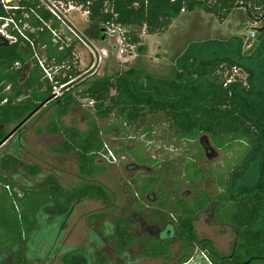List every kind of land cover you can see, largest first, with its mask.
<instances>
[{
	"label": "trees",
	"instance_id": "16d2710c",
	"mask_svg": "<svg viewBox=\"0 0 264 264\" xmlns=\"http://www.w3.org/2000/svg\"><path fill=\"white\" fill-rule=\"evenodd\" d=\"M54 1L72 2L88 12L90 26L82 37L102 40L108 28H120L122 44L136 51L143 48V34H165L182 13L200 10L224 22L235 11L243 10L248 20L260 22V27L254 29L253 40L245 35H232L189 44L176 60L171 81L116 74L93 82L76 96L71 93L76 85L68 86L81 76L74 65V45L53 35V31H60L61 20L40 0H17V8L11 11H6L0 3V25L12 15L17 22L21 21L20 27L26 24L33 30L32 33L24 29L23 37L7 29L8 35L18 43L8 49L0 48V61L5 63L3 78L10 85L8 93L0 94V103L6 100L0 106V118L9 124L22 122L51 98L53 87L67 86L62 96L51 103L58 105V116L79 106L80 97L92 103L86 114L93 120V126L84 136L74 128L65 129L63 142L54 146L52 152L72 155L80 173L87 177L100 175L107 169L102 159L105 146L116 157L131 155L134 163L147 167L148 171L135 174L129 181L133 188L132 212L144 216L148 223L174 229L177 238L138 237V226L131 215L124 214L120 219L110 216L100 231L108 238L107 244L115 249L116 257L128 259V250L137 244L141 246V255L168 261L171 244L184 241L192 249L207 252L212 264H264V0ZM13 2L10 6H14ZM246 46L250 48L246 50ZM35 54L44 59L43 65L53 74L59 67L52 82L35 61ZM25 60L30 67L26 77L21 78L22 69L14 70L12 66ZM99 122L106 125L99 126ZM56 123L51 122L49 133L59 130ZM142 138V143L134 142V149H127V140ZM125 140L127 143H123ZM148 141L170 147L172 153L148 156L144 148ZM207 143L213 149L234 152L232 162L222 166L206 162L202 145ZM15 146L20 149L21 141H16ZM238 153L239 157L235 158ZM9 162L13 167L17 164L14 157ZM29 170L34 176L39 171L36 167ZM6 184L13 188L12 195L6 193L10 211L16 209L15 203L21 210L9 214L0 198V232L11 245L23 243L24 235L26 241L33 239L30 248H35L37 242L45 244V255L29 256L40 259L41 264H45L48 256H54L52 252L50 255L51 226L57 232V250H66L59 241L73 206L85 200L111 203L103 188L95 184L65 191L50 179L47 185L52 190L30 188L25 191L23 202L14 190L15 182L10 180ZM150 192L157 201L154 213L145 215L146 196ZM208 210L216 224L232 227L236 233L229 256L219 255L211 241L196 236L194 220ZM93 219L96 221L101 216ZM91 241L96 243L95 250L100 248L97 234ZM189 255H183L178 262H185ZM19 260V264H34L22 257ZM63 261L64 264H117L102 253L94 257L93 251L85 256L70 253L64 255Z\"/></svg>",
	"mask_w": 264,
	"mask_h": 264
},
{
	"label": "rangeland",
	"instance_id": "374dc122",
	"mask_svg": "<svg viewBox=\"0 0 264 264\" xmlns=\"http://www.w3.org/2000/svg\"><path fill=\"white\" fill-rule=\"evenodd\" d=\"M46 1L40 2L48 11L57 10L63 15L65 24L62 23L57 37H61L62 42L66 41L68 45H74V65L81 73L80 77L88 74L85 79L75 84L76 86L71 91L72 95L76 96L93 82L113 77L116 74L130 73L135 76L138 75L142 80L156 82L171 81L174 76L176 60L189 44L211 39H226L232 35H245L248 39L251 30L260 27V22L248 20L243 10L235 11L224 22H220L215 16L197 10L192 13H182L184 16H180L172 28H169L161 36L143 34V48L141 51H136V49L126 48L122 44L120 34L111 28L107 29L102 40L93 41L82 37L83 32L90 26L88 16H85L83 11L80 10H74L71 14L65 13L54 0ZM13 5H17V0H14ZM20 28L22 31L30 29L26 28V25ZM30 31L33 33L32 29ZM57 40L59 41V39ZM249 48L250 46L245 47L246 50ZM43 61L44 59H42V63ZM46 70L50 71L49 68H46ZM57 70H59V67L53 70V75L57 73ZM44 75L46 76L45 73ZM78 98L80 105L72 107L66 115L61 116L59 124L61 128L72 127L81 135H85L93 126V120L86 114L87 111L91 110L92 103L80 97ZM43 111L45 112H42L44 113L42 116L39 115L38 118L31 119L32 122L24 126L26 135L24 137V149L20 154L22 163L24 165H34L42 173L49 170L56 172L66 190H72L85 183L99 185L111 201L109 207L102 202L91 200H85L74 207V213L65 229L61 242L64 247L75 250L74 253L85 256L89 251H95L93 246H96V243H93L91 238L101 230L102 223L108 217L119 214L127 199L123 187L138 172L129 173L127 171L126 165L129 162L134 163V160L131 155H126L116 157V161L111 164L103 159L106 166H108L104 173L90 178L82 177L74 160L69 158L64 162H59L58 158L48 154L46 149H43V142L39 143L38 139L43 132V125L49 118L50 113H54V108H45ZM105 125L106 123L99 122V126ZM12 127L13 124L9 126V130ZM142 140L144 139L127 140L128 143L125 140L123 143H127V149L131 150L135 148L136 144L134 142L142 143ZM144 148L148 156L158 157L160 154L167 156V154L172 153L170 147L161 146L157 141H148ZM214 151V154L209 151L211 157L208 160L205 159L206 162L212 163L213 166H222L226 162H232L234 152H224L216 149ZM237 156L239 157V153L235 155V158H238ZM33 179L34 182L40 180ZM19 180L22 182V179ZM97 215H100L101 219L95 221L93 218ZM210 218V213L206 211L196 218L194 221L196 236L199 240L211 241L219 255L229 256L236 242V233L232 227L216 225ZM102 244V242H98L97 246ZM179 249L180 251H178ZM103 250L109 257L114 253L112 247L105 246L102 250L100 249V252H104ZM172 250V259L166 263L161 259L139 258L133 264H174L182 254H193L197 251V249H192L187 244H179L174 246ZM133 255L136 256L135 251H133ZM63 260L64 256L60 254L58 259L50 262V264H64Z\"/></svg>",
	"mask_w": 264,
	"mask_h": 264
},
{
	"label": "flooded vegetation",
	"instance_id": "af4514ba",
	"mask_svg": "<svg viewBox=\"0 0 264 264\" xmlns=\"http://www.w3.org/2000/svg\"><path fill=\"white\" fill-rule=\"evenodd\" d=\"M18 43V41L16 39H6L4 37L1 36L0 34V48L4 47V48H9L13 45H16ZM24 45H21V48H23ZM29 59V58H28ZM26 59V60H28ZM35 61L38 63V65L41 67L43 73H45L44 71L46 70L43 63H42V59L40 56H38L37 54H35L34 57ZM20 61V62H16L13 64L12 68L14 70H20L22 69L23 73L21 75V78H25L26 77V72L27 69L30 67L28 61ZM4 66L5 63L4 61H0V94H6L8 93V91L10 90V85L8 84V82L5 81V79L3 78L4 76ZM48 79V78H47ZM48 81H50L48 79ZM52 82V81H50ZM46 84V83H45ZM45 90L47 91V87L45 85ZM65 91V89H61L59 97L58 98H54V87L52 88V92L51 94H49V96L51 98H49L50 101H56L58 100L63 92ZM29 93V92H28ZM25 97H22V100H24ZM48 100V102H49ZM6 104V100L2 101L0 103V106L3 107ZM43 108V106H42ZM41 108V109H42ZM40 109V110H41ZM39 110V111H40ZM38 111V112H39ZM21 123V121H17V122H13L11 124L6 123L3 121V119L0 118V198L3 200L2 203L4 205V208L6 209V211L9 214H14V212L16 213H20L21 208L18 207V204L15 203L17 205L16 209L12 211H10V206L8 205V198H7V194L12 195V191L13 188L11 189V187L6 184L7 181L12 180L13 182H15V188L14 190L17 191L18 193V199H20L22 202L26 201V195H25V191L28 190L27 187V182H32V180H30L29 176H31L30 174H28L25 171L24 168V164L21 161L20 158V154L24 149V133H25V128L24 126L27 124V122L25 124H23L22 126H20L15 132L14 134L7 140L4 141L7 136L12 133ZM13 124V127L11 130H9V126ZM4 141V142H3ZM16 141H21V148L20 149H16L15 143ZM203 151H204V156L205 159H210L211 155H209V151H212L209 145V143L203 144L202 145ZM213 153L215 152L214 150L212 151ZM212 153V154H213ZM10 157H14L17 160V164L13 167L10 166ZM103 159V158H102ZM105 160V159H104ZM119 160V159H118ZM107 161V160H106ZM108 162V161H107ZM112 162H109V164H111ZM108 168V166H107ZM126 169L129 173L131 172H143V171H148L147 167L144 165H137L136 163H131L129 162V164L126 165ZM39 170V169H38ZM38 176H32L31 179L33 178H37ZM132 178V177H131ZM22 179V182L19 180ZM130 180H128V183H126V185H124L123 187V191L125 190L126 192H124L126 194V202L125 204L121 207L120 212L117 216H113L114 219H120L123 217L124 214H129L132 216V218L135 219V222L138 226V230L136 231V236H141L144 235L145 237H149L152 239H157V240H163V237H169L170 239H176L177 238V233L171 229H168L167 225H155V224H151L148 223L146 218L138 213L132 212V206H133V200L130 197L131 196V192H132V185L131 183H129ZM37 187V186H36ZM23 188V189H21ZM24 190V191H23ZM152 197V199L150 198ZM146 200L148 201L145 204V215L148 214H153L154 213V204L156 203V196L154 195L153 192H150L147 194L146 196ZM20 202V201H19ZM5 204H7V206H5ZM105 205V204H104ZM109 205H105V206H110ZM20 208V209H19ZM72 214L70 216V218L72 217L73 213H74V206L71 210ZM210 213V219L213 221V214L212 212H210L209 210L206 211ZM69 218V221H70ZM55 220V217L52 218V220H50V222L53 223V221ZM105 220V219H104ZM69 221L68 223L63 226L62 230L65 232L66 227L69 225ZM108 221V218L105 220ZM195 221V220H194ZM55 222V221H54ZM214 222V221H213ZM215 223V222H214ZM216 224V223H215ZM219 225V224H216ZM224 227L223 225H219ZM51 231H53L52 233V238H51V249H50V255L51 252L54 253V256H48L46 258L45 264H50V262L52 261H56L58 259V256L60 254L67 255L70 253H74L75 250H73L72 248H68V247H64L62 244V239L59 241L60 245H62L63 248H65L66 250L63 251H58L57 250V232L54 230V226H51ZM174 232V233H173ZM99 238H100V242H102L103 244L100 246V248H98L97 250L94 251V257H97L98 254L102 253L103 255H105L109 260H115V262L117 264H127L126 261H128V259L131 261L129 264H133L137 259L139 258H149L148 256H144L140 254V250H141V246L140 245H134L131 249L128 250L129 253V257L122 259L121 257H116L113 253V255L111 257H109V255L104 251V252H100V249L102 250L105 246L111 247L107 244V237H104V232H97L96 233ZM173 234V235H172ZM5 234H1L0 232V264H19L18 261H20L19 259L22 257V260L27 259V261H31L34 264H41V260L40 259H30L29 256L32 255H36V253L39 254H43L45 255L46 250H45V244H40L37 242L35 248H30L29 243L32 242L33 243V239L29 238V241H26V238L23 236L22 240L23 243H17L16 245H11L9 241L5 240ZM202 240H206V239H202ZM212 243V242H211ZM179 244H187L188 243L184 242V241H175L173 244H171V248H170V253L171 250L174 246H177ZM213 245V243H212ZM190 246V245H189ZM94 249H96V246H93ZM214 247V246H213ZM113 248V247H112ZM233 249V248H232ZM113 250L115 251V249L113 248ZM215 250V247H214ZM133 251H135L136 256L133 255ZM173 251V250H172ZM180 251V249L178 250ZM216 251V250H215ZM232 252V250H231ZM230 252V254H231ZM98 253V254H97ZM179 253V252H178ZM217 253V252H216ZM194 254V253H193ZM192 254V255H193ZM172 255V254H171ZM172 258V257H171ZM170 258V259H171ZM163 262H167L166 260H162ZM169 261V260H168Z\"/></svg>",
	"mask_w": 264,
	"mask_h": 264
},
{
	"label": "crops",
	"instance_id": "0c3cea01",
	"mask_svg": "<svg viewBox=\"0 0 264 264\" xmlns=\"http://www.w3.org/2000/svg\"><path fill=\"white\" fill-rule=\"evenodd\" d=\"M234 14V13H233ZM232 14V15H233ZM181 16H184L183 14L181 15ZM178 21V19L177 20H175L174 22H173V24H175L176 22ZM173 24L171 25V27L170 28H172V26H173ZM52 102H54V101H49V102H47L44 106H43V108L39 111V112H37L33 117H31L29 120H33L34 118H36L37 116H42V114H44V113H42V112H45V111H43V110H45V108H54V113H50V115H49V118L47 119V121L44 123V125H43V128H42V130H43V132L41 133V135L39 136V139H38V141H39V143H41V142H43L44 143V146H43V149L45 150L46 149V151L48 152V154H51V155H54L56 158H58L57 160L59 161V162H64V161H66L67 159H69V158H71L72 160H74L75 162H76V164H77V167H78V171H79V166H78V163H77V161L74 159V157L72 156V155H69V156H67V155H62V154H56V153H53L52 152V148L54 147V146H56V145H59V144H61L62 142H63V140H64V135H63V131L65 130V129H69V128H72V127H67V128H61V126H60V124H59V119H60V117L58 116V112H59V108H58V105H56V106H52ZM38 118V117H37ZM29 120L27 121V124H29V123H31L32 122V120L29 122ZM52 121H54L55 123H56V125L58 126V131L55 133V134H52V133H49V125L51 124V122ZM25 133H26V130H25ZM24 133V137H25V134ZM88 133V132H87ZM86 133V134H87ZM85 134V135H86ZM82 136H84V135H82ZM45 147V148H44ZM31 167H34V165H29V164H25L24 165V168H25V171L28 173V174H30L31 176H29V178H30V180H32V182H27V189L28 190H30V188L31 189H36V188H38V189H40L41 191L42 190H52L53 189V187L52 186H50V185H47V182H48V180H55V181H57L58 183H59V185L61 186V188L62 189H64L65 191H73V190H75L76 188H74V189H72V190H66V188H64L63 187V185L61 184V182H60V180H59V177H58V174L56 173V172H54V171H52V170H49L48 172H46V173H42V172H40V171H38V174L37 175H35V176H38L37 177V179H40L39 181H36V182H34V179H31L32 178V176H34L31 172H30V170H29V168H31ZM37 168V167H36ZM38 169V168H37ZM79 173H80V171H79ZM80 175L82 176V177H85V178H90V177H87V176H84V175H82L81 173H80ZM95 176V175H94ZM85 184H89V183H85ZM85 184H82V185H80V186H78L77 188H79V187H81V186H83V185H85ZM37 186V187H36ZM87 201H90V200H87ZM75 207V206H74ZM101 232H103V231H101ZM101 241V240H100ZM183 255H185V254H182L179 258H178V260L174 263V264H178V263H180V262H178L179 261V259L180 258H182V256ZM192 254H190L189 255V257L191 256ZM172 256V255H171ZM172 259V258H171Z\"/></svg>",
	"mask_w": 264,
	"mask_h": 264
},
{
	"label": "built area",
	"instance_id": "2783aa9c",
	"mask_svg": "<svg viewBox=\"0 0 264 264\" xmlns=\"http://www.w3.org/2000/svg\"><path fill=\"white\" fill-rule=\"evenodd\" d=\"M40 1L47 2L46 0H40ZM11 2H12V0H0V3L3 4V7H4V9L6 11H11V10L17 8L16 6H10ZM57 3L61 6V8L64 10L65 13H70L71 14V13H73L74 10L83 11L82 7L77 6L74 3H72V2H69L67 4L63 3V2H57ZM51 12H52V14L54 16H56L58 19H60L63 24H65V22L63 20L64 19L63 15H61V13L59 11L51 10ZM83 14L85 16H88V12L87 11H83ZM20 23H21V21L17 22L15 20V18L11 15L9 18H7L5 20L4 24L0 25V34H1V36L6 38V39L12 40L13 39L12 36H9L8 32H7V29L11 28L13 31H16L17 33H19L21 36L24 37L23 31L21 30V28L19 26ZM26 28H29V26L26 25ZM111 29H113V28H111ZM114 30H116L121 35L122 29L116 28ZM53 35L57 36V33L55 31H53ZM255 35H256V31L255 30H253V31L251 30L249 38L250 39H252V38L254 39ZM44 72L46 74V78H48L50 81H53V73L51 71H47V70H45ZM236 73H237V70L234 69L233 70V74H236ZM230 81L231 80H229L228 82H230ZM63 87L64 86L54 87V92H53L54 93V98H58L59 97L60 91H61V89ZM105 150H106V154H102V158L107 160L108 162H115L116 161V156L114 155V153L107 146H105ZM178 264H212V262H211V259H210L209 255L207 254V252L201 251V250H197L185 262H181V263H178Z\"/></svg>",
	"mask_w": 264,
	"mask_h": 264
},
{
	"label": "water",
	"instance_id": "95a60500",
	"mask_svg": "<svg viewBox=\"0 0 264 264\" xmlns=\"http://www.w3.org/2000/svg\"><path fill=\"white\" fill-rule=\"evenodd\" d=\"M97 62H98V60H97ZM88 76V74L87 75H85V76H83V77H80V78H78L77 80H75V81H73L71 84H69L68 86H72V85H74V84H77L78 82H80V81H82L83 79H85L86 77ZM67 87V86H66ZM66 87H63V89H66ZM51 100V99H50ZM49 100V101H50ZM48 101H45L41 106H44L46 103H47ZM39 111V109H36V110H34L32 113H30L27 117H26V119L25 120H23L20 124H19V126L12 132V133H10L8 136H7V138L4 140V141H7L13 134H14V132L20 127V126H22L23 124H25L31 117H33L37 112ZM3 141V142H4ZM211 150L213 151L214 149L213 148H211ZM214 154V153H213ZM213 157H215V156H213ZM212 157V158H213Z\"/></svg>",
	"mask_w": 264,
	"mask_h": 264
}]
</instances>
